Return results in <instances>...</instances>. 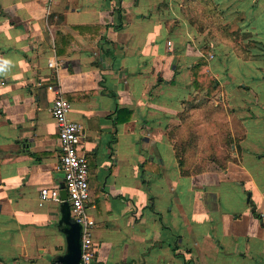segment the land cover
Returning a JSON list of instances; mask_svg holds the SVG:
<instances>
[{
  "label": "crops",
  "instance_id": "0c3cea01",
  "mask_svg": "<svg viewBox=\"0 0 264 264\" xmlns=\"http://www.w3.org/2000/svg\"><path fill=\"white\" fill-rule=\"evenodd\" d=\"M261 56L264 0H0V264L65 249L39 196L64 181L58 92L88 159L90 264H264Z\"/></svg>",
  "mask_w": 264,
  "mask_h": 264
},
{
  "label": "built area",
  "instance_id": "2783aa9c",
  "mask_svg": "<svg viewBox=\"0 0 264 264\" xmlns=\"http://www.w3.org/2000/svg\"><path fill=\"white\" fill-rule=\"evenodd\" d=\"M50 65L53 64L50 62ZM52 88V84H48ZM70 105L59 92L49 108L57 123L60 163L70 206V215L81 224V254L78 264H90L93 259L92 226L94 219L89 215L90 189L89 166L86 155L78 148L80 125L68 117ZM58 188L44 187L40 190L41 201L59 199Z\"/></svg>",
  "mask_w": 264,
  "mask_h": 264
},
{
  "label": "water",
  "instance_id": "95a60500",
  "mask_svg": "<svg viewBox=\"0 0 264 264\" xmlns=\"http://www.w3.org/2000/svg\"><path fill=\"white\" fill-rule=\"evenodd\" d=\"M64 181L59 184V217L56 228L64 235L65 249L53 257L52 264H78L81 254V224L70 215V206L66 196Z\"/></svg>",
  "mask_w": 264,
  "mask_h": 264
},
{
  "label": "trees",
  "instance_id": "16d2710c",
  "mask_svg": "<svg viewBox=\"0 0 264 264\" xmlns=\"http://www.w3.org/2000/svg\"><path fill=\"white\" fill-rule=\"evenodd\" d=\"M200 11H203V10H200ZM198 27L202 29V27H203L202 21L198 24ZM200 64H202V63L200 61L199 62L197 61V63L194 64L195 68H197ZM193 78L196 80L194 74H193ZM210 80H211V82H210L211 86L209 85V86H207V88H208V92L210 94H212L217 88V83L213 77H210ZM197 140H198L197 136H193L192 134H188V136L185 138H183V137L180 138V142H179L180 151H177V156H179V162L181 164H183V161H185V159H184L185 150L188 147L194 145L197 142ZM224 140H226V138H222L220 140L222 144L224 143ZM231 142H232L231 139L228 138L226 141V144L228 147H230ZM212 144L213 143H208V151H209L208 155H209V157H211L213 159V161L220 163V160H222V158L224 157V153L218 154L215 146H214V148L210 147V146H212ZM194 149H196V145H195ZM225 158L228 159L227 157H225Z\"/></svg>",
  "mask_w": 264,
  "mask_h": 264
},
{
  "label": "rangeland",
  "instance_id": "374dc122",
  "mask_svg": "<svg viewBox=\"0 0 264 264\" xmlns=\"http://www.w3.org/2000/svg\"><path fill=\"white\" fill-rule=\"evenodd\" d=\"M259 60H257L254 64V66H256V65H258L259 67H260V71L262 72V71H264V58H263V56H261V57H259L258 58ZM239 69H241V70H245V65L243 64V65H240V68ZM206 142V141H205ZM219 141H218V143H214L213 142V144H212V146H210V147H212V148H214V146L216 147V150H217V152H218V154H219ZM206 145V144H205ZM223 153L225 152V149H224V151H222ZM91 263V262H90Z\"/></svg>",
  "mask_w": 264,
  "mask_h": 264
}]
</instances>
